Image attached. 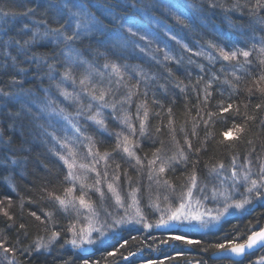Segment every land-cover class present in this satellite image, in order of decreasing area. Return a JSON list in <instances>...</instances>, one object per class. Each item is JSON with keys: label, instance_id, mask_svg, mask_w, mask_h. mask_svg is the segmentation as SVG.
Instances as JSON below:
<instances>
[{"label": "snow or ice", "instance_id": "snow-or-ice-1", "mask_svg": "<svg viewBox=\"0 0 264 264\" xmlns=\"http://www.w3.org/2000/svg\"><path fill=\"white\" fill-rule=\"evenodd\" d=\"M207 2L211 8L220 7L225 12L238 14L241 18L246 14L250 19L256 17L254 23L261 26L259 30L262 33L261 46L258 49L261 54L259 63L264 66V15H262L264 14V0H255V4H252L251 0H245L244 3H241L240 0H233L230 5L220 3V0H207ZM47 8L51 12V20L39 21V24L43 25V31L35 22L31 26L25 23L14 34H11L10 29H5L3 36H0V76H9L7 89L0 88V115L6 114L8 117L7 128L0 121V167L19 166L27 162L29 150L23 144L20 145L17 152L11 150L16 122L20 120L27 119L30 123L41 122L42 133L49 137L51 141H54L60 149L66 150V154L57 152V155L68 169L65 179L72 182L73 186L68 187L63 195L54 192L48 193V199L58 206V210L67 213L71 209L75 213V220L70 222L66 228V231L70 233V237L64 240V245H61L62 248L65 245H71L72 249L87 251L86 245L104 244L110 235L112 239H115L116 237L113 234H116L125 225H142L144 229L149 230L153 228L168 229L179 232V234L171 235L170 240L181 241L189 246L200 245L201 240L189 238L186 232L197 226L204 229L219 223L222 217L229 214L230 209L243 210L246 205H251L254 201L259 202L260 206H264V164L259 167L255 178H253L250 167L245 168L243 171L236 169L235 159L233 160L230 177L225 175L221 179L224 168L222 163L210 168V173L220 180L219 186L213 185L211 196L207 195V185H199L195 170L188 177L187 183L181 185V190L177 193L174 185L165 178V173L172 162L184 161L187 163L188 156L183 148L178 147L179 142L175 141V129L173 128L172 138L177 145V151L171 157L163 159L157 154L160 152L158 149L157 153H153V159L147 165V176L150 181V203L147 207L160 213L159 218L150 223L140 207L139 187H130L127 194L122 195L119 189L120 176L116 171L112 175L111 182H108L107 171L101 174L94 165L89 166L85 163H78V152L75 148L55 134L56 128L51 117L62 116L63 119L67 120L68 116L65 114V109L53 98V86L56 89V95L63 97L64 101L78 105V116L83 115L85 120L92 121L97 126V130L106 131L107 125L103 116V109L110 107L113 111V118H116V102L110 103L108 98L123 87L126 89V93L119 100V103L121 105L130 103L133 95L139 94L141 82H144L147 86V81L157 79L156 76L145 71L143 66H130L121 62L136 58L134 53L137 49L140 54L149 55L153 43L157 44L156 52L168 48L166 42L163 48L160 47L158 33L151 30L146 23V21H152V12L163 9L177 23L189 27L186 23L188 19L187 6L182 0H111V2L109 0H60L56 3L49 2ZM132 9H135V11H132ZM35 11L34 8H28L20 12L19 15L28 17L34 15ZM0 15L6 18L10 15H16V13L0 10ZM166 27L164 24H157V28L164 31V35L170 40L175 41L185 51H191L188 45L184 44L171 30L165 31ZM142 41L145 43L142 44ZM51 44L57 46L64 44V49H61L58 55L54 53L51 58L37 55L35 49L38 46ZM84 44L87 45L86 48L82 47ZM208 47L218 53V57L209 54L208 59L210 61L217 58H222L224 61H238V56H243L246 63H251L248 61L249 51L239 48L226 50V46H221L214 41H208ZM252 47H256L255 43L252 44ZM194 54L206 55L202 51ZM58 56H62L63 60H59ZM151 58L156 60V63L173 60L168 51H164L163 61L157 59L154 54ZM49 59L53 62L50 63ZM101 61L102 63H100ZM33 66H35L34 72L32 71ZM45 68L46 71H44ZM60 69H63V71H60ZM78 69H83V71L77 77L76 72ZM130 69L131 73H134L137 77L136 83L132 85L129 84V81L134 77L130 74ZM201 71H203V66H201ZM239 71L240 69L237 68L232 73L235 81L232 87L235 89L239 88L240 82L245 77L252 75L251 71H246L243 75H237ZM173 76V72L168 70L166 79L171 81ZM29 77H32L34 83L37 80L39 81L35 91L33 89L25 90L24 88V84ZM216 78L215 76L212 77L213 80ZM45 79L49 82L47 88L42 87ZM200 79L202 77L197 80V83L200 82ZM252 80L255 88H249V93L256 91L264 96V71L252 77ZM181 84L182 81H178L175 86L184 91ZM65 85H71L73 91H68ZM160 87L166 89V85H160ZM210 87L211 80L206 84L205 98L211 95L207 91ZM77 88H79V91H76ZM143 95L147 97V91ZM84 96L88 98L87 104L83 102ZM256 107L259 109L262 105L257 104ZM141 108L144 111L139 129L140 134L143 135L145 122L149 115L146 101L138 106L137 118H139ZM231 108V104H228L227 107L221 105V112H228ZM121 110L123 111V109ZM168 111L171 114V108ZM212 115L213 113H208L209 120ZM119 119L121 123L128 127L129 135L122 132L116 133V149L126 154L129 160H134L136 166L143 168L144 163L134 150L136 145L130 139L131 135H135L136 129L132 125L127 112ZM249 119H252V117H249ZM204 122L207 125L208 121ZM169 123L171 125L172 121ZM233 127L237 133L243 131L241 126L234 125ZM76 130L77 132L81 131L80 128ZM193 134H195L194 130ZM223 135L228 137L230 132H225ZM84 140L88 142V155L92 156L96 163L101 160L105 161L107 166L111 153L106 151L101 154L98 149L93 152L95 141L92 136L84 135ZM185 143L188 150L191 151V142L185 139ZM77 168L85 172H95L94 184L85 185L83 181L87 179V176L78 175L75 171ZM119 168L120 165L116 164V169ZM76 181H80L79 195H75ZM102 181L106 183L107 192L111 194L109 197H106L101 187ZM129 184H131L130 180ZM153 184L157 186L155 200H152L151 197ZM161 187L166 190L162 198L159 194V188ZM241 187L244 189L243 192H239ZM90 191L99 194V205L88 197ZM194 193L201 194L200 198H196ZM236 193H239V195H235ZM106 199L114 203L109 205L105 202ZM202 199L222 201V206L215 209V215L209 209L201 211L200 209L203 207ZM161 203L164 207H161ZM11 207V197L0 199V215L6 217L9 221H14V216L10 211ZM120 209L124 210L123 215L119 214ZM31 215L36 220H41V216L37 215L36 212H32ZM45 218L51 221L53 213H45ZM81 218L86 223L78 227ZM41 222L44 221L41 220ZM185 226L188 227L185 229ZM19 227L23 229L25 225L21 223ZM59 239L60 232L53 228L47 240L39 238L34 242V247L29 245L21 248L17 246L20 243L19 241L15 245L9 244L5 236V238L0 239V250H2L0 264H2V261H6L7 264H23L17 257V252L24 256H31L33 252H40L41 249L48 250ZM133 239L136 238L133 237ZM127 243L128 241L121 237L112 246L113 250L106 252V256H116ZM256 247L264 248V228L251 231L244 242H238V238H233L227 244L223 242L212 243L202 250L207 252L209 249H215L217 253L228 252L236 257H244L247 250ZM62 255H65V253H62ZM67 255L69 258L62 259L61 264H75L76 259H79L81 264H90L89 258L81 257L78 253ZM119 255L120 260L129 262V257L135 256L136 253L124 254L120 252ZM178 255H182V253H178ZM91 264H100V262L91 261ZM117 264H119V261ZM148 264H157V262L149 261ZM232 264H242V261H233ZM257 264H264V258H261Z\"/></svg>", "mask_w": 264, "mask_h": 264}, {"label": "trees", "instance_id": "trees-1", "mask_svg": "<svg viewBox=\"0 0 264 264\" xmlns=\"http://www.w3.org/2000/svg\"><path fill=\"white\" fill-rule=\"evenodd\" d=\"M49 2L56 3L60 0H0V10L16 13V15H10L6 18L0 15V36H3L5 29H10L11 34H14L25 23L31 26L35 22L43 31V25L39 24V21L51 20V12L47 8ZM182 2L187 6L188 19L186 23L189 27L177 23L163 9L151 13L152 21L158 20L159 24L166 25V30H171L184 44L188 45L191 51H185L157 28L160 47L163 48L166 42L168 48L164 51H168L173 60L163 61L164 51L156 52L157 44L153 43L150 53L163 63H156L151 55L140 54L138 49L134 53L136 58L121 62L130 66H143L150 75L157 77L154 81H147V86L141 82L139 94L133 95L131 102L126 103L125 107L129 106V115L135 114L138 106L146 101L149 115L145 122V132L138 136L135 146L136 154L141 160L145 158V161L149 160L151 154L157 153L158 149L160 152L157 154L161 157H171L177 151V145L172 138V129H175V141L179 142L178 147L183 148L188 156L187 163L180 161L178 165H171L165 173V178L176 186L187 183L193 170H195L196 175L206 179L211 174L210 168L220 163L227 170L232 166L234 159L235 163L246 161L252 164L264 159V96L256 91L251 93L248 91L249 88H255L252 77L264 71V66L259 63L261 54L258 51L261 46L262 33L259 30L261 26L254 23L256 17L250 19L246 14L241 18L238 14L225 12L220 7L211 8L207 0H182ZM232 2L233 0H220V3L224 5H230ZM240 2L244 3L245 0H240ZM251 3L255 4V0H251ZM28 8H34L35 14L28 17L19 15L20 12ZM161 33L163 34L162 37ZM253 36L255 37L254 40ZM208 41L226 46V50L239 48L249 51L248 61L251 63H246L243 56H238V61H224L222 58L210 61L208 55L218 57V53L208 47ZM141 43L145 42L142 41ZM253 43L256 45L255 48L252 47ZM82 47L86 48L87 45L84 44ZM61 49H64V44L38 46L35 51L37 55L51 58L54 53L58 55ZM201 51L206 55L194 54ZM58 58L63 60L62 56H58ZM49 62L53 61L49 59ZM201 66H203V71H201ZM237 68L240 69L237 75H243L246 71H251L252 75L245 77L240 82L239 88L235 89L232 87V84L235 83L232 73ZM168 70L174 74L171 81L166 79ZM32 71H35V66H33ZM81 71L83 69L77 70V77ZM132 76L134 78L129 81L130 85L135 84L137 79L135 74ZM213 76L217 78L213 80ZM201 77L202 79L197 83ZM210 80L211 87L207 91L211 95L205 98V87ZM178 81H182L181 87H184V91L175 86ZM8 84L9 76H0V88L7 89ZM37 84H39L38 80L34 83L32 77H29L24 88L35 91ZM48 84L49 82L45 79L42 87L47 88ZM160 85H166V89ZM70 88H72L71 85L68 86V89ZM76 91H79V88ZM145 91L148 93L147 97L143 95ZM52 92L54 98L59 97L56 95L54 86ZM125 93L126 89L120 88L119 94L123 96ZM119 94L113 99V102L122 98L119 97ZM86 98L84 96V99ZM228 104H231L232 108L228 112H221V105L227 107ZM257 104H261L262 107L257 109ZM169 108L172 110L171 114L168 111ZM143 111L144 109L141 108L140 120H143ZM208 113H213L210 120ZM0 121L7 128L8 117L6 114L0 115ZM170 121H172L171 125ZM204 121H208L207 125ZM40 123H30L27 119L16 122L11 150L17 152L20 145L23 144L29 150L27 162L19 166L0 167V199L11 197L12 207L10 211L14 216V221H9L0 215V239L6 236L9 244L15 245L19 241L18 247L25 248L29 245L34 247V242L37 239L47 240L53 228L60 232V239L48 250L41 249L40 252H33L31 256H24L17 252V257L23 264H61V260L69 258L67 254L71 253H78L81 257L89 258L90 264L91 261H99L100 264H117L118 261L119 264H148V261L158 263L157 258L155 260L150 258L145 262V254H142L143 256H131L129 262L120 260L119 255L120 252L124 254L135 252L137 254L148 251V249L149 251L155 249V252L159 254L160 246L158 243L163 239H161V234L157 232L151 233L149 236L145 233L124 231L123 235L112 239L101 249L92 250L88 253H79L67 245L61 247L64 245V240L69 238L66 228L72 217L68 213L58 210V206L48 199V193L54 192L62 195L68 183H64L66 175L63 162L59 160L50 140L42 133ZM234 125L241 126L243 131L237 133ZM193 130L195 134H193ZM225 132H230V135L225 137L223 135ZM185 139L191 142V151L188 150ZM108 143L116 146L113 140L105 144L100 142L99 146L103 147ZM109 144L107 151L111 153L108 160L111 170L118 171L120 179H124L128 183L129 180L134 179L138 183L142 182L143 175L146 173L145 166L143 168L137 166V168L131 163L129 164L120 152L116 155L112 153ZM116 164L120 165L118 170ZM32 212L41 216V220L44 222L36 220L31 215ZM48 212L53 213L51 221L45 218V213ZM21 223L25 225L23 229L19 227ZM262 225H264V206H258L244 216L233 217L217 232H209V234L194 237V239L201 240L200 245L194 244L185 247L184 243L177 241L171 251L165 249L166 255L162 256L161 261H164L163 264H190V262L193 263L200 258L201 260L206 259L210 264H222V262H216L210 258V255L216 251L215 249H209L207 252L202 249L212 243L223 242L227 244L233 238H238V242H244L251 231L258 230ZM121 237L128 241L125 247L120 249L116 256H106V252L112 251V246ZM155 240L159 241L155 242ZM178 253H182V255H178ZM256 256H264V248L246 255L242 259V264H251ZM230 262L232 264L233 261ZM75 264H81V261L76 259Z\"/></svg>", "mask_w": 264, "mask_h": 264}, {"label": "rangeland", "instance_id": "rangeland-1", "mask_svg": "<svg viewBox=\"0 0 264 264\" xmlns=\"http://www.w3.org/2000/svg\"><path fill=\"white\" fill-rule=\"evenodd\" d=\"M146 23L148 24V27L151 30H154V31H156L157 24H159L158 20L151 21L150 24H149L148 21H146ZM165 31H166V29H165ZM162 33H164V31H162ZM162 33H161V37L163 36ZM149 55L152 56V53H149ZM130 74L134 75V73H131V69H130ZM68 86L69 85H65L66 89L68 91H70V92L73 91L72 88L68 89ZM118 94H119V91L115 92L112 97H109L108 98L109 102L112 103L113 99ZM119 97H122V96L119 94ZM54 99H56V102L61 107H63L65 109V114L68 116L67 120L63 119L62 116H53V117H51V120H52V122L54 124V127L56 128V133L55 134L58 135V137L61 138L62 140L66 141L70 146H73L75 148V150L78 152V163H85V164H88L89 166L94 165L96 170L99 171L101 174H103L105 171H107L108 172L107 180H108V182H111V178H112V175L114 173V170H111L110 162L109 161L107 162V166L105 164V161H103V160L99 161V163H96V160L92 156L88 155V142L86 140H84V135H89V136H92V137L96 135L95 137H93V140L95 141V147L93 148V152H95L98 149L99 152L101 154H103L104 152H106L108 150L107 146H108L109 143L107 145H103V147H100L99 146L100 142L102 144H105L108 141H112L113 140L115 145H116V133L117 132H122L125 135H129L128 127L125 124L121 123V121L119 119V117H122L125 112H127V114H128V112L130 111V110L128 111V109H130L129 106L125 107L126 103L121 105L119 103L120 98L117 99L115 101L116 102V113H115L116 118H113V111H112V109L110 107L103 109V116H104V119H105V122H106V125H107V130L106 131H99V130H97V126L92 121L85 120L83 115H79V116L77 115L78 105H76L75 103L64 101L63 97H61V96L56 97ZM83 102L85 104H87L88 103V98L84 99ZM121 109H123V111ZM128 116L130 117V121H131L132 125L136 129L135 135H131L130 136V139L136 145V143L138 141V138H139L138 136H140V133H139L140 132L139 125L141 123L140 116H139V118H137V112L135 114L134 113H132L130 115L128 114ZM77 128H80L81 131L77 132V130H76ZM47 138L50 140L49 137H47ZM104 139L106 140V142H105ZM121 139H122V137H121ZM50 142H51L52 146L54 147L56 153L60 152L62 154H66V150L60 149L58 145H55L54 141L50 140ZM110 146H111V149L113 151L112 153H114L116 155V154H119V152H120L122 154V156H124V158L127 160L126 161L124 159V161L128 162L129 164L131 163L134 167H137L135 165V161L134 160H129L127 158L126 154H124L121 150H118V149L115 148L116 146L115 147L113 145H110ZM130 147H131V145H130ZM135 149L136 148H134V150ZM162 158L163 159H167L165 157H162ZM122 159H123V157H122ZM145 159L142 160L143 163H144V166H145L144 168L146 169V173H144V175H143L144 178L142 179V182L138 183L134 179V180H131L133 182H131V184H129L126 180H124V179L121 180L120 179L119 180V189H120L122 195H126L127 192L130 190V187L131 188H135V187H139L140 188V191L138 193V197L140 198V207L143 210V213L146 216V218L148 219V221L150 223H152L156 219L159 218L160 213L155 212L152 208L147 207V205L150 203V200H149V195H150V193H149V184H150V181L148 180V176H147V173H148L147 165H148V162L153 159V155L151 154V157L148 158L149 160L145 161ZM179 163H180V161L172 162L171 165H174V164L178 165ZM158 164H159V161L157 162V166H158ZM262 164H264V159L259 160L258 163H254V164L248 163L246 161L245 162H241V163H235V167L239 171H243L245 168L250 167L251 170H252L253 178H255V175L258 172L259 167ZM231 165L232 166L229 167L227 170L225 168H223L222 173H221V179L225 175H227L228 177L231 176V171H232V168H233V164H231ZM67 171H68V169L64 165L65 175L67 174ZM75 171H76V173L78 175H86L87 176V179H85L83 181L85 185L94 184V181H95V178H96V173L95 172H85L84 170H81L79 168L75 169ZM117 174H119L118 171H117ZM119 176H120V174H119ZM197 177H198V182H199L200 186L207 185V195H209V196H211V189H212L213 185H216V186L220 185V180L216 179L214 174L208 175L207 176L208 178L206 177V179H204L203 177H200L199 175H197ZM228 182L230 183L231 181L229 180ZM64 183H66V184L68 183L67 186H66L67 188L73 186L72 182H70V181L65 180ZM184 184H186V182ZM75 187H76L75 195H79V193H80V181H76L75 182ZM101 187L103 188V190H104V192L106 194V197H109L111 194L107 192L106 183H103V181H102ZM174 187L176 189V192L179 193V191L181 190V184H179L177 186L174 185ZM66 189L63 190V193H64V191ZM165 191L166 190L164 188H162V187L159 188V194L161 195V198L165 194ZM243 191H244V189H243V187H241L239 189V192H243ZM63 193H62V195H63ZM156 194H157V186L155 184H153L152 185V192H151L152 200H155ZM200 195L201 194H199V193H194V196L196 198H200ZM235 195H239V193H236ZM88 197H90L91 200L93 202H95L97 205L100 204V196H99L98 193H96L94 191H90V192H88ZM105 202L108 203L109 205L114 203L113 201L107 200V199H106ZM201 203H202L203 207H201L200 210L201 211H204L205 209L212 210V214L213 215H215V209L217 207H221L222 206V201H219V200L202 199ZM258 206H260L259 202L254 201L253 204L246 205L245 209H243V210L230 209L229 210V214H226L224 217H222L219 223L213 224L210 227L204 228V229H201V228H199L197 226V227L192 228L191 231H187L186 234H187V236L189 238L194 239V237H198V235L209 234V232H217V231H219V229H221V227H223V225L226 222H228L233 217L244 216L245 214H248L251 211H253L256 208H258ZM161 207H164L163 203H161ZM67 213L69 215H71V217H72L71 222L73 220H75V213L71 209H69V211ZM119 214L123 215L124 214V210L120 209L119 210ZM83 223H86V222L83 221V219L81 218V222H80V224H78V227L81 226V224H83ZM187 227L188 226H185V229ZM124 231H129V232L130 231H134L135 233L140 232L142 234L145 233L146 235H149V236H150L151 233L155 234L156 232L161 234V236H162L161 239H163V241L155 240V242L156 241L160 242V243H158L159 246H160L159 247L160 250H158L159 254L157 252H155V249H154V251H149V249H148V251L138 252L136 254V255H139V256H143L142 254H145L146 255L145 262H147V260H149L150 258H152L153 260H155L157 258L159 260V262L157 264H163L164 261H161V260L163 259L162 256L166 255L165 249L167 248L166 251H171L173 249V246L177 244V241L170 240V236L171 235H175V234H179V232H173V231L172 232H166V233L165 232H160V231L156 230V228H153L151 230L144 229L142 227V225H125L122 229H119L118 232L116 234H113V235H115V237H119V236L123 235ZM69 237H70V233H69ZM110 241H112L111 235L109 236V238L107 239V241L104 244H96V245H93V246H87L86 245L85 248L87 249V251H84L83 249H75V250L77 252H79V253L80 252L88 253V252H91L92 250L101 249L104 245H106ZM67 247H71V245H67ZM185 247H190V246L185 244ZM43 250H45V249H43ZM0 253H2V250H0ZM149 253L152 256L148 255ZM261 258H264V256H262V257H257V256L254 257L253 262L251 264H257V262ZM2 264H7V262L6 261H2ZM201 264H206V263H202L201 262Z\"/></svg>", "mask_w": 264, "mask_h": 264}, {"label": "water", "instance_id": "water-1", "mask_svg": "<svg viewBox=\"0 0 264 264\" xmlns=\"http://www.w3.org/2000/svg\"><path fill=\"white\" fill-rule=\"evenodd\" d=\"M262 228H264V226L262 227ZM156 230H158V231H160V232H172V231H170V230H168V229H163V228H161V229H156ZM262 248H259V247H256V248H254V249H252V250H247V254L246 255H249V254H253V252H256V251H259V250H261ZM212 257H214V258H216V259H221V258H223V259H227V260H232V261H242V259L245 257H236V256H233V255H231L230 253H228V252H219V253H214L213 255H212Z\"/></svg>", "mask_w": 264, "mask_h": 264}, {"label": "flooded vegetation", "instance_id": "flooded-vegetation-1", "mask_svg": "<svg viewBox=\"0 0 264 264\" xmlns=\"http://www.w3.org/2000/svg\"><path fill=\"white\" fill-rule=\"evenodd\" d=\"M264 225H262V227H263ZM262 227H259V229L260 228H262ZM257 252V251H256ZM214 253H216V251L215 252H213L211 255H210V258L212 259V260H214V261H216V262H222V264H231V262H230V260H227V259H223V258H221V259H216V258H214V257H212V255L214 254ZM246 257V256H245ZM244 257V258H245ZM243 258V259H244ZM204 260V261H203ZM201 262L202 263H206V264H210L206 259H200L199 258V260H196L195 262H190V264H201Z\"/></svg>", "mask_w": 264, "mask_h": 264}]
</instances>
